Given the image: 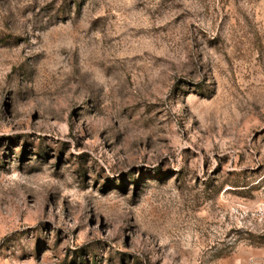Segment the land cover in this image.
I'll list each match as a JSON object with an SVG mask.
<instances>
[{
  "label": "rangeland",
  "instance_id": "obj_1",
  "mask_svg": "<svg viewBox=\"0 0 264 264\" xmlns=\"http://www.w3.org/2000/svg\"><path fill=\"white\" fill-rule=\"evenodd\" d=\"M0 264H264V0H0Z\"/></svg>",
  "mask_w": 264,
  "mask_h": 264
}]
</instances>
